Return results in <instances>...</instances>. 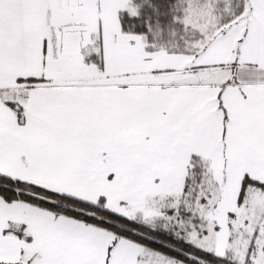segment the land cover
Masks as SVG:
<instances>
[{
    "label": "snow or ice",
    "instance_id": "1",
    "mask_svg": "<svg viewBox=\"0 0 264 264\" xmlns=\"http://www.w3.org/2000/svg\"><path fill=\"white\" fill-rule=\"evenodd\" d=\"M0 264H264V0H0Z\"/></svg>",
    "mask_w": 264,
    "mask_h": 264
}]
</instances>
